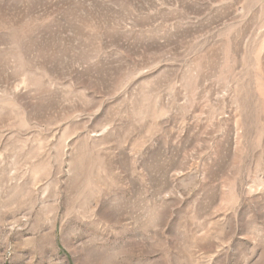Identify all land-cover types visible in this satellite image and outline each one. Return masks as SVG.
Listing matches in <instances>:
<instances>
[{
  "label": "rangeland",
  "instance_id": "obj_1",
  "mask_svg": "<svg viewBox=\"0 0 264 264\" xmlns=\"http://www.w3.org/2000/svg\"><path fill=\"white\" fill-rule=\"evenodd\" d=\"M0 264H264V0H0Z\"/></svg>",
  "mask_w": 264,
  "mask_h": 264
}]
</instances>
